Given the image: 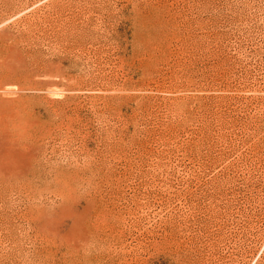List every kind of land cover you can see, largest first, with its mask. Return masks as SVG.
<instances>
[{
  "label": "rangeland",
  "instance_id": "obj_1",
  "mask_svg": "<svg viewBox=\"0 0 264 264\" xmlns=\"http://www.w3.org/2000/svg\"><path fill=\"white\" fill-rule=\"evenodd\" d=\"M0 264H264V0H0Z\"/></svg>",
  "mask_w": 264,
  "mask_h": 264
}]
</instances>
